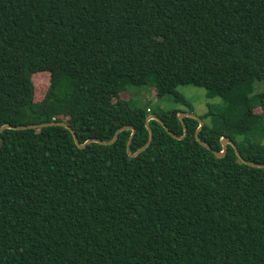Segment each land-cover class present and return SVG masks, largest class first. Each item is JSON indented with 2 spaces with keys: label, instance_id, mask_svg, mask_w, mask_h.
I'll return each mask as SVG.
<instances>
[{
  "label": "trees",
  "instance_id": "16d2710c",
  "mask_svg": "<svg viewBox=\"0 0 264 264\" xmlns=\"http://www.w3.org/2000/svg\"><path fill=\"white\" fill-rule=\"evenodd\" d=\"M49 76L36 100L34 77ZM264 0H0V127L60 121L81 143L146 119L264 164ZM157 89L177 107L134 98ZM130 93L125 98L124 93ZM132 130L80 148L62 125L0 133V264H264V167L228 144Z\"/></svg>",
  "mask_w": 264,
  "mask_h": 264
},
{
  "label": "rangeland",
  "instance_id": "374dc122",
  "mask_svg": "<svg viewBox=\"0 0 264 264\" xmlns=\"http://www.w3.org/2000/svg\"><path fill=\"white\" fill-rule=\"evenodd\" d=\"M34 82H35V88H36V100L40 101L42 100L48 85H49V76L45 73H39L34 77ZM139 91L141 90V93L137 95L134 98V101L137 104L143 105L145 102H148L150 104V107L153 108L154 110H172L177 105L174 102L169 101L167 98L160 99L157 97V89L155 87H152L150 89L148 88H142L138 89ZM177 90L184 94L188 101L193 105L194 108V113L198 114L199 116L204 114L207 110L208 107L207 105L209 103H218L220 102L219 97H214V98H209L207 96L206 89L202 87H197L194 85H179L177 86ZM256 90L257 92L264 91V82H257L256 83ZM125 98H130L131 97V92L124 93L123 95ZM178 108L185 111H188V108L184 105H178ZM61 122H67L66 120L68 119L66 115V110L64 108V115L62 114L61 116Z\"/></svg>",
  "mask_w": 264,
  "mask_h": 264
},
{
  "label": "water",
  "instance_id": "95a60500",
  "mask_svg": "<svg viewBox=\"0 0 264 264\" xmlns=\"http://www.w3.org/2000/svg\"><path fill=\"white\" fill-rule=\"evenodd\" d=\"M178 117L179 119L181 120V122L183 123L184 125V133L183 135H177L176 133H174L173 131L170 130V128L166 125V123L160 118L158 117L157 115H150L147 117L146 119V126L149 130V133H150V136H149V140L148 142L143 146L141 147L139 150H137L136 152H132L131 151V144H132V141H133V138H134V135L136 133V129L134 126H131V125H127V126H124V127H121L117 130L114 138L112 140H109V141H105V140H100V139H97V138H91L89 140H87L85 143H81L75 130L66 122H61V121H53V122H49V123H42V124H35V125H27V126H17V127H14V126H11V125H4L2 127H0V133L3 132L5 129L7 128H15V129H26V128H35V127H42V126H48V125H62V126H65L66 128L70 129L74 135V139H75V142L76 144L80 147V148H84L86 147L87 144L91 143V142H98V143H101V144H111L113 143L119 133L123 130H127V129H131L132 130V134H131V137L128 141V144H127V151L129 153L130 156H137L140 152H142L144 149H146L150 143L152 142L153 140V137H154V131L152 129V127L150 126L149 122L150 120H157L159 121L163 126L164 128L174 137L178 138V139H183L187 136L188 134V127L186 126L185 124V117H193L195 119H197L200 123L199 127L197 128V131H196V137L198 139V141L205 147H207L208 149L212 150L215 155L218 157V158H222L226 155V152H227V146L228 144L232 145L235 150H236V153L237 155L239 156V158H241V160L243 162H245L246 164H249L251 166H255V167H264V164H259V163H255V162H250L246 159L243 158V156L241 155V153L239 152L237 146L235 145V142L233 140H231L230 138L228 137H223L221 139V143H222V150L221 151H218L216 149H213L209 144H207L205 141H203L200 136H199V132L202 130L203 126H204V120L196 113H192V112H185V111H181L179 112L178 114ZM3 142L0 141V146H2Z\"/></svg>",
  "mask_w": 264,
  "mask_h": 264
}]
</instances>
